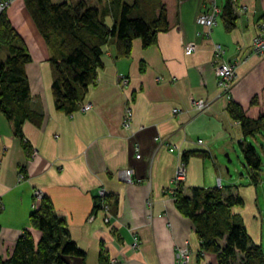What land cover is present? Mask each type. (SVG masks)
Instances as JSON below:
<instances>
[{
	"label": "crops",
	"instance_id": "crops-1",
	"mask_svg": "<svg viewBox=\"0 0 264 264\" xmlns=\"http://www.w3.org/2000/svg\"><path fill=\"white\" fill-rule=\"evenodd\" d=\"M225 1L175 0L171 29L159 33L153 46L143 49L134 40L125 58L116 57L114 46L106 47L95 82L70 115L54 107L50 53L23 0L12 2L6 15L31 57L25 73L35 115L18 139L0 113V260L9 258L24 231L39 240L29 223L40 203L35 192L49 198L70 240L85 253L69 264H98L101 248L110 264H177L180 248L190 251L189 264H216L213 255L199 254L194 226L176 208L178 186L185 195L212 188L215 181L217 187L235 186L244 205L233 214L243 212L246 228L259 231L261 181L254 187L247 175L243 182V176L235 180L221 159L235 153L242 140L229 107L251 118L264 111V50L258 54L253 46L264 22V0H231L236 26L230 32L220 17L211 29L197 23L212 5L222 11ZM216 46L223 51L220 60L236 65L230 101L220 97L216 82ZM187 47L195 50L186 55ZM196 100L209 108L196 110ZM257 139L264 141L249 140ZM181 165L185 178L177 183ZM126 170L131 183L124 181ZM100 190L105 195L99 199ZM95 201L107 205L108 222L100 210L93 213Z\"/></svg>",
	"mask_w": 264,
	"mask_h": 264
},
{
	"label": "trees",
	"instance_id": "trees-1",
	"mask_svg": "<svg viewBox=\"0 0 264 264\" xmlns=\"http://www.w3.org/2000/svg\"><path fill=\"white\" fill-rule=\"evenodd\" d=\"M92 5L85 0L56 4L52 0H23L38 34L43 39L53 66L51 93L56 111L70 115L83 103L102 67L101 58L109 45L116 57L130 55L132 42L143 49L156 43L159 33L171 29L175 0H106ZM171 3V4H170ZM100 7V8H99ZM171 7V9H170ZM227 32L236 26L232 1L226 0L219 16ZM111 24L107 22L110 21ZM0 113L6 118L14 137L22 139V126L33 121L30 89L25 67L30 54L21 37L12 28L5 12L0 13ZM256 104L252 100L250 105ZM230 114L239 124L242 140L239 149L250 185L261 181V158L247 140L264 138V111L256 118L231 105ZM25 149L28 151L26 144ZM176 208L193 226L200 243L199 254L213 255L216 264H264L262 247L253 245L242 220L232 209L243 206L235 186L193 188L185 195L178 186L173 194ZM100 210L97 201L93 213ZM30 228L39 233L34 242L30 231L16 240L12 253L0 264H69L73 258H85L69 238L66 222L59 217L47 197L29 216ZM98 264H110L101 248Z\"/></svg>",
	"mask_w": 264,
	"mask_h": 264
},
{
	"label": "built area",
	"instance_id": "built-area-1",
	"mask_svg": "<svg viewBox=\"0 0 264 264\" xmlns=\"http://www.w3.org/2000/svg\"><path fill=\"white\" fill-rule=\"evenodd\" d=\"M1 1V0H0ZM8 3H0V10L5 8ZM221 10H219L215 5H212L210 12L206 14H201L198 19L197 23L206 27L207 29H211L213 26L216 25L217 18L220 16ZM263 35H264V22H261L258 25V32L253 40V46L254 50L256 53H262L264 50V40H263ZM195 50L194 47H187L185 49V54L190 55L193 51ZM223 51L221 50L220 46H216L215 48V57L218 58L219 62L216 64L215 67V76H216V82L217 85L221 91L220 97L225 98L226 100L230 101V89L233 85L234 78H235V63H225L224 61L220 60L222 57ZM122 83H126V80H122ZM194 108L200 112L206 111L209 108V105L204 103L203 101H194ZM88 107L84 108L83 110L88 109ZM175 112V111H174ZM201 143V141H199ZM173 150L170 149V152ZM123 178L125 182L131 183V171L126 170L123 173ZM185 178V170L183 165H181L177 169V173L175 176V182L181 183L183 182ZM23 179V176L20 175V180ZM105 195L103 190L99 191L98 198H103ZM34 197L36 199L41 198V193L40 192H35ZM101 207H100V212L104 213V216L106 217L104 221L108 222V211H107V205L102 201L100 202ZM191 259V253L187 248H180L177 250L176 253V263L177 264H189Z\"/></svg>",
	"mask_w": 264,
	"mask_h": 264
},
{
	"label": "rangeland",
	"instance_id": "rangeland-1",
	"mask_svg": "<svg viewBox=\"0 0 264 264\" xmlns=\"http://www.w3.org/2000/svg\"><path fill=\"white\" fill-rule=\"evenodd\" d=\"M14 0H1L0 3H8V5H6L5 8L0 10V13L5 12L11 8V4H13ZM78 0H71V2H76ZM7 16V15H6ZM108 23L111 24V19L110 21L107 20ZM12 26V25H11ZM6 55V51L5 50H0V60H4L6 57L4 56ZM125 80V79H124ZM247 144L253 145L258 154L260 155L261 158V184L258 186V203H259V211L261 213V216L263 217V222L262 225L260 226L259 231H256L255 233L253 232V229H251L250 227L246 228V225L244 223V221H246V218L243 215V212H239L240 215L238 214L237 216L240 217V219L243 222V225L248 233V236L252 242L253 245L256 246H260L262 247V250L264 252V141H260L259 139H257V141L253 142L251 140H247L246 142ZM223 162L226 161V165H227V170L229 171V176H231L232 178L234 177V179H239V176H243L244 179L242 180L245 181V177H246V172L244 170V161L240 152V149L238 148L237 144L235 146V153H230L227 159L222 158L221 159ZM230 160V163H228V161ZM227 170H225V172H227ZM237 170V172L235 171ZM222 187H225V185L221 184ZM217 183L216 181L213 183V187H217ZM243 205H244V201H243ZM243 207V206H241ZM241 207H236L241 209Z\"/></svg>",
	"mask_w": 264,
	"mask_h": 264
},
{
	"label": "bare ground",
	"instance_id": "bare-ground-1",
	"mask_svg": "<svg viewBox=\"0 0 264 264\" xmlns=\"http://www.w3.org/2000/svg\"><path fill=\"white\" fill-rule=\"evenodd\" d=\"M43 196H42V194H41V198H42ZM41 198L39 199V200H41Z\"/></svg>",
	"mask_w": 264,
	"mask_h": 264
},
{
	"label": "flooded vegetation",
	"instance_id": "flooded-vegetation-1",
	"mask_svg": "<svg viewBox=\"0 0 264 264\" xmlns=\"http://www.w3.org/2000/svg\"><path fill=\"white\" fill-rule=\"evenodd\" d=\"M100 205V207H101V204H99Z\"/></svg>",
	"mask_w": 264,
	"mask_h": 264
}]
</instances>
